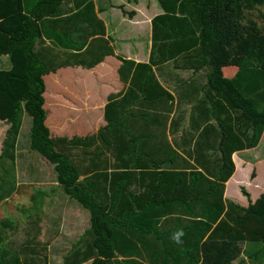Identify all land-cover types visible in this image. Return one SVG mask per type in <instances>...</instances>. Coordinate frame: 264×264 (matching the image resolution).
<instances>
[{"label":"trees","instance_id":"1","mask_svg":"<svg viewBox=\"0 0 264 264\" xmlns=\"http://www.w3.org/2000/svg\"><path fill=\"white\" fill-rule=\"evenodd\" d=\"M157 1L164 14L153 20L149 62L138 64L117 54L94 0H0V61L12 66L0 69V204L17 190L19 136L29 122L30 150L91 217L63 264H264V194L252 202L240 187L242 207L224 187L232 155L264 137V0ZM108 57L122 62L127 88L110 97L107 126L52 133L49 78L70 67L93 70ZM169 63L205 73V95L191 111L197 136L184 139L193 148L185 154L148 132L151 112L167 104L158 123L166 126L175 110L154 70ZM226 68L235 69L232 78ZM213 133L215 145L203 148ZM178 230L181 243L172 239ZM20 250L0 249V264H50L45 243Z\"/></svg>","mask_w":264,"mask_h":264},{"label":"crops","instance_id":"2","mask_svg":"<svg viewBox=\"0 0 264 264\" xmlns=\"http://www.w3.org/2000/svg\"><path fill=\"white\" fill-rule=\"evenodd\" d=\"M94 2L98 17L106 25V38L113 41L117 54L134 60L138 64L148 63L152 51L153 20L155 17L164 14L158 1L94 0ZM74 5L75 3H68L66 7L72 8ZM121 66L122 62L118 58L108 57L103 64L93 70L70 67L51 76L55 77L54 83H57V89L60 90L58 95L66 97V101H71L68 103L70 106L76 101L72 99L77 98V94L85 95V100L81 101L85 103L86 107L80 102L82 105L81 109L79 108L80 113H75V117L72 119L77 122L75 126L90 127L83 132L77 130L78 132L74 134L58 133L53 130L49 122L52 133L61 137L82 136V134H95L107 126L105 110L110 97L124 92L127 88L119 73ZM10 67H12L10 60H6L5 68ZM106 67H110L113 72H116L115 77L114 75L112 77L109 74L106 75L108 72L105 71ZM98 70L103 71L99 77L91 81L86 80L88 74L91 75V78L92 75L98 76L96 73ZM154 70L161 83L174 98L175 110L170 115L171 118L166 126H161L158 123L166 122V114L168 115V113L164 109L167 108V104L161 105L159 112L155 110L151 112L147 118L156 121V126H150L148 132L159 138L162 143L167 142L168 139L169 143L179 149L178 152L182 154L192 152L193 148L184 139L189 142L197 136L198 124L191 120V111L194 105L205 95V73L182 70L172 63L159 66ZM223 73L227 78H232L235 69L226 68ZM61 74L64 76L58 78L57 76ZM79 89L82 91L80 92ZM62 115L60 113L59 118ZM201 119H205L203 114ZM191 123L193 129L190 128ZM5 131L6 129H0L1 139L3 137L1 134ZM215 138L216 134L213 133V142L205 141L202 144L203 148L214 146ZM20 148L17 149L18 154L21 153ZM25 149L30 150V147H25ZM32 158H35V162H37L38 157L34 155L23 154L22 152L18 156L17 160L24 163V170L21 172L22 174L18 173V175H30L29 171L26 173L28 170L26 165L30 162L28 159ZM231 159L234 164V173L224 185L225 198L242 207H247L248 201L244 204L241 200L244 196L241 194V197L239 194L241 193L240 187H246V190L249 188L247 192L250 194L252 202L264 194V186H261L257 179V166L264 164V137L256 149L236 153L232 155ZM251 166H255L256 169L253 179L250 178L251 174L248 175ZM18 175L17 190L14 195L12 194L9 199H5L0 204V249L16 248L23 251L25 245L36 246V243H45L50 251L49 263L54 264L57 255L58 257L63 256L61 262L64 263V255L68 252L67 249L72 248V245L90 228V214L83 212L78 206V208L73 207L74 203L61 192L57 182L31 185L30 182L32 183V181H21ZM251 185L257 190L256 193L250 191ZM36 191L46 194L35 198L31 193H36ZM9 203H12V206ZM58 205H63V208L60 209Z\"/></svg>","mask_w":264,"mask_h":264},{"label":"rangeland","instance_id":"3","mask_svg":"<svg viewBox=\"0 0 264 264\" xmlns=\"http://www.w3.org/2000/svg\"><path fill=\"white\" fill-rule=\"evenodd\" d=\"M264 9V8H263ZM257 13V12H256ZM255 14V12H254ZM258 22H264V20L262 19H258ZM6 63L0 61V69L1 66H5ZM105 71H108L106 73V75H111V77L115 74L116 72H113L112 69L110 67H106ZM93 73V72H92ZM97 75H91L88 74L86 75V80L91 81V80H95L96 77H99L100 74L103 73V71H96ZM64 75H58V78H61ZM54 79L55 77H51L49 78L50 81V85L48 86L49 91H48V97H49V107L50 110L52 112V116H51V125L53 127V130L55 132L61 133V132H65L68 134H74L75 132H78L77 130H85L88 129L90 127H86V128H80V126H75V124L77 123L76 121H74L72 118L75 117V113H80L79 108L82 107V105H80L82 102L81 100H85V95H79L77 94V98L72 99V100H76L74 101L73 104H68L71 103V101H66L67 98L58 95V93L60 92L59 89H57V83H54ZM52 81V84H51ZM57 81V79H56ZM112 82V81H111ZM70 84V83H69ZM69 84H65L66 86H70ZM65 88V87H64ZM79 91L81 92L82 90L79 89ZM87 91V90H86ZM66 102V103H65ZM65 103V104H64ZM83 105H85L84 102H82ZM86 107V105H85ZM81 109V108H80ZM76 111V112H74ZM60 113L63 114L60 118ZM65 119V120H64ZM0 126H4L2 125V123L0 122ZM30 123H25L24 127L25 128L22 130L20 136H19V148L21 153L23 152V154H27V155H34L37 156V162L35 158L32 159H28V161H34L35 163L31 164L30 162L27 163L26 168H28V170H26V173L29 171L30 175L27 176H20L18 175V173H21L24 170V166H23V162L16 160V174L18 175V178L21 181H32V183L30 182L31 185L33 184H47V183H54L53 181L55 180V176H54V166L51 165L46 158H44L42 155H35V153H33V151L29 150V149H25V147H30L28 146V144L30 143L29 138L27 137V133H28V129L30 128ZM21 153H19L18 155H21ZM252 155V154H251ZM42 156V158H41ZM40 157V158H39ZM20 159V158H19ZM252 172H256L255 166H251V169L248 172V175H250ZM22 174V173H21ZM257 179L259 180V183L261 186H264V164L260 166H257ZM19 181V180H18ZM252 181V180H251ZM244 188V187H243ZM246 188V187H245ZM249 189V188H248ZM247 189V190H248ZM250 191L252 193H256L257 190L251 185L250 187ZM239 192V191H238ZM34 194V193H31ZM240 196L242 197L241 193H239ZM48 198V197H47ZM241 200L244 202V204L247 202V199H245V197H242ZM9 205L12 206V203H9ZM50 206V205H48ZM58 207L60 209L63 208V205H58ZM73 207L78 208L75 204L73 205ZM80 208V207H79ZM81 209V208H80ZM82 210V209H81ZM84 212V211H83ZM71 248H68L67 251H69ZM241 258H244L243 256ZM63 260V256L57 257L54 259V264H63L61 261ZM239 262V260L237 261ZM249 262V261H248ZM252 262H249V264H251ZM253 264V263H252Z\"/></svg>","mask_w":264,"mask_h":264},{"label":"clouds","instance_id":"4","mask_svg":"<svg viewBox=\"0 0 264 264\" xmlns=\"http://www.w3.org/2000/svg\"><path fill=\"white\" fill-rule=\"evenodd\" d=\"M184 235L183 230H178L177 232H175L172 236V239L177 242V243H181V237Z\"/></svg>","mask_w":264,"mask_h":264}]
</instances>
